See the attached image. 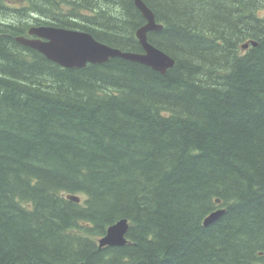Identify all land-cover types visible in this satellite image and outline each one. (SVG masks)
I'll list each match as a JSON object with an SVG mask.
<instances>
[{"label": "trees", "instance_id": "trees-1", "mask_svg": "<svg viewBox=\"0 0 264 264\" xmlns=\"http://www.w3.org/2000/svg\"><path fill=\"white\" fill-rule=\"evenodd\" d=\"M142 1L164 74L16 41L49 25L141 53L134 0H0V264H264V0ZM121 219L126 245L100 248Z\"/></svg>", "mask_w": 264, "mask_h": 264}, {"label": "water", "instance_id": "water-1", "mask_svg": "<svg viewBox=\"0 0 264 264\" xmlns=\"http://www.w3.org/2000/svg\"><path fill=\"white\" fill-rule=\"evenodd\" d=\"M136 8L146 23L137 30L136 36L141 46V53L125 52L108 45L101 44L85 32L53 26L31 27L27 34L33 38L17 37L16 41L42 54L48 60L65 68H82L87 64H102L113 58L136 62L154 71L165 73L173 66V60L167 54L148 42L150 32L162 30V26L155 23L151 10L140 0H134ZM75 200L74 197H70ZM76 201V200H75ZM223 211L219 210L204 220V225L216 221ZM128 226L125 220L117 222L107 230V234L98 240L99 247H122Z\"/></svg>", "mask_w": 264, "mask_h": 264}, {"label": "bare ground", "instance_id": "bare-ground-1", "mask_svg": "<svg viewBox=\"0 0 264 264\" xmlns=\"http://www.w3.org/2000/svg\"><path fill=\"white\" fill-rule=\"evenodd\" d=\"M140 1H142V0H140ZM143 2V1H142ZM144 3V2H143ZM135 4V3H134ZM136 7V6H135ZM152 12V11H151ZM156 23V22H155ZM160 25V24H159ZM40 26H46V25H40ZM32 27H38V26H32ZM142 27V26H141ZM140 27V28H141ZM31 28V27H30ZM29 28V29H30ZM139 29V28H138ZM137 29V30H138ZM72 30V29H71ZM137 30H136V32H137ZM74 31H79V30H74ZM80 32H83V31H80ZM136 32H135V36H136ZM85 33H87V32H85ZM89 34V33H88ZM91 35V34H90ZM92 36V35H91ZM19 37H21V36H19ZM23 37H26V36H23ZM93 37V36H92ZM136 38H137V36H136ZM95 40V39H94ZM138 40V39H137ZM95 41H97V40H95ZM98 42V41H97ZM100 43V42H99ZM101 44H103V43H101ZM252 45H255V43L254 42H252L251 43ZM105 45V44H104ZM248 45L249 44H244L243 46H242V48L243 49H246L247 47H248ZM113 48V47H112ZM46 58V57H45ZM47 59V58H46ZM173 60V59H172ZM50 61V60H49ZM52 62V61H51ZM173 62H174V60H173ZM55 63V62H54ZM57 64V63H56ZM59 65V64H58ZM173 65H174V63H173ZM60 66V65H59ZM62 67V66H61ZM85 67V66H84ZM173 67V66H172ZM171 67V68H172ZM63 68H65V67H63ZM83 68V67H82ZM70 69V68H69ZM170 69V68H169ZM168 70V69H167ZM166 70V71H167ZM157 72V71H156ZM160 73V72H159ZM161 74H164V73H161ZM71 197H74V199L76 200H73V201H75V202H79L80 201V198L78 197V196H71ZM70 198V197H69ZM71 200V199H70ZM217 202H218V200H217ZM219 210H222L223 212H224V210L223 209H218V210H216V211H214V212H212V213H210L207 217H209L211 214H213V213H216V212H218ZM223 214V213H222ZM206 217V218H207ZM205 218V219H206ZM204 219V220H205ZM121 220H125L126 221V223H127V226H129V224H128V221L126 220V219H121ZM121 220H119V221H121ZM204 220H203V225H204ZM119 221H117V222H119ZM116 222V223H117ZM116 223H114V224H112L111 226H113V225H115ZM111 226H109L108 228H110ZM205 226V225H204ZM208 226V225H207ZM108 228L106 229V231H105V234L102 236V237H104L106 234H107V230H108ZM128 230V229H127ZM127 233V232H126ZM125 238H126V235H125ZM99 239H101V238H99ZM126 241H127V239H126ZM126 245V244H125ZM98 246H99V244H98ZM107 247V246H106Z\"/></svg>", "mask_w": 264, "mask_h": 264}, {"label": "rangeland", "instance_id": "rangeland-1", "mask_svg": "<svg viewBox=\"0 0 264 264\" xmlns=\"http://www.w3.org/2000/svg\"><path fill=\"white\" fill-rule=\"evenodd\" d=\"M7 2H9L10 4H13L14 0H7Z\"/></svg>", "mask_w": 264, "mask_h": 264}]
</instances>
